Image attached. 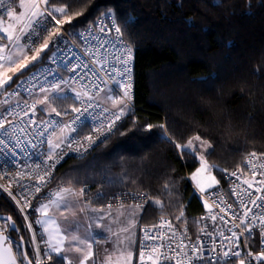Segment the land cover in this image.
I'll list each match as a JSON object with an SVG mask.
<instances>
[{
  "label": "trees",
  "instance_id": "16d2710c",
  "mask_svg": "<svg viewBox=\"0 0 264 264\" xmlns=\"http://www.w3.org/2000/svg\"><path fill=\"white\" fill-rule=\"evenodd\" d=\"M46 6L65 7L73 18L63 24L75 34L112 8L134 52L133 107L91 153L65 158L55 181L84 188L86 200L98 206L120 189L146 192L147 223L168 216L196 233L204 204L190 174L199 160L175 145L195 136L207 140V159L220 168L222 184L223 172L244 169L249 154L264 155V0H48ZM51 52L44 50L7 87L47 62ZM66 95L51 102L58 112L76 107ZM0 213L17 222L34 260L23 217L4 192ZM5 231L18 242L15 231ZM249 246L259 251L257 237ZM49 254L48 264H64Z\"/></svg>",
  "mask_w": 264,
  "mask_h": 264
},
{
  "label": "built area",
  "instance_id": "2783aa9c",
  "mask_svg": "<svg viewBox=\"0 0 264 264\" xmlns=\"http://www.w3.org/2000/svg\"><path fill=\"white\" fill-rule=\"evenodd\" d=\"M15 4L16 0H0V17L6 14L9 6L13 9ZM40 7L41 10L47 8L51 11L46 5L41 4ZM38 19L41 23L20 33H24L25 46L35 49L50 33L59 29L60 35L54 36L49 43L52 50L49 59L22 76L14 85L0 89V120L4 122L0 140L8 146L0 151V192L7 193L17 204L26 207L33 202L50 201L49 198H54L58 189L65 188L63 183L54 179L57 167L65 158L88 155L118 129L125 115H120L123 108L111 107L103 99L112 95L113 100L130 109L135 93L134 52L127 65L131 70L126 73V66L121 62L124 58L122 49L123 45L129 44L123 36V43L116 38L114 27L118 23L115 17V25L113 18L102 15L94 24L76 34L64 24L57 25L47 14ZM102 27L104 32L100 31ZM57 47L60 51L53 62L50 58ZM69 59L71 64H68ZM73 67L75 71L71 70ZM53 82L60 83L61 95L75 97L76 92L82 93L81 98L76 99L75 107L80 111L68 109L56 115L44 109V105L49 103H36L44 96L39 91L40 87L48 88ZM129 84L130 89L127 87ZM83 86H87V96L83 95ZM125 91L129 92L128 97L124 96ZM33 103H36L34 111L30 107ZM89 103L91 107H88ZM117 115H120L119 119L115 118ZM74 120L76 123L72 124ZM52 121L56 125H52ZM65 124L76 131L66 129L67 139L57 151H51L47 141L49 138L54 141L60 134V127ZM53 131L56 133L54 136ZM88 136L94 141L91 145L86 139ZM0 148L3 146L0 145ZM253 172L256 174L253 175ZM41 176L43 181L39 179ZM224 182L198 193L204 210L199 216L200 226L196 233L190 230L188 224L180 225L168 216H159L154 222L141 225L139 252L141 244L147 246L145 251L149 253L153 246H159L162 254L160 264H176L177 260H181L182 264H213L217 260L219 264H239L241 259L245 264H261L263 258L258 257L264 252V228L260 224V218L264 217V199H261L264 197V155L252 157L249 154L244 160V169L224 172ZM133 195L139 198L133 199ZM149 199L146 192L120 189L105 196L104 206H145ZM253 215L256 220H253ZM233 233L236 235L233 236ZM146 234L148 239H145ZM255 237L259 251L249 246V240ZM194 246L202 254L199 258L193 252ZM225 251L229 252L228 257L223 256ZM236 251L241 253L239 257L232 255ZM165 256L170 259H165ZM37 259L41 264H48L46 255ZM145 264H150L147 257Z\"/></svg>",
  "mask_w": 264,
  "mask_h": 264
},
{
  "label": "snow or ice",
  "instance_id": "6c2138e0",
  "mask_svg": "<svg viewBox=\"0 0 264 264\" xmlns=\"http://www.w3.org/2000/svg\"><path fill=\"white\" fill-rule=\"evenodd\" d=\"M41 4L47 5L48 0H19V6L21 9H23V11L21 13L17 14L12 9V7L9 6L6 10V15L10 18H13L15 21H17L21 25V27L19 29L21 32H23L25 28L33 29L34 24L41 23V21L38 18L41 16H45V14H47L48 16H51L52 19H54L56 21L57 25H61V24L66 23V22H71L73 17L69 16L67 14L65 7H56L52 11H48L47 8L41 10V7H40ZM54 13L62 14L63 19H56V16ZM81 14L82 13H79V12L75 13V15H77V16L81 15ZM102 15L113 18V25H115L114 10L112 8H108L106 12L102 13ZM15 30H16V28L12 24H9L7 27H3V22H2V20H0V32H4L7 34V39L10 43L13 41L19 40V37L14 36ZM114 30L117 34L116 38L118 40H120L121 43H123V41H122L123 33L121 31V28L119 26H115ZM100 31L104 32L105 29L102 27L100 29ZM59 35H60L59 29H56L54 32L50 33L49 37L44 40V42L40 45V47L35 49V55L31 56L30 58L25 56L23 61L19 62V63H17L13 59L11 53L7 56L0 54V62L6 61L9 65H11L10 67L7 68V70L0 71V88H3L5 85H8L10 81H12V76L8 75L9 72L18 73L22 69L26 68L29 63H31L32 61H35L40 56L41 52H43L44 50L49 48V43H50V41H52V38L54 36H59ZM14 46L19 47L18 43L15 44ZM6 47H7L6 45L0 47V53H3L6 49ZM59 51H60L59 47H57L56 51H53L52 57L50 58V59H52L53 62H55L57 52H59ZM122 55L124 58L122 59L121 62L126 66L124 68V72H126V73L130 72L131 69L129 67H127V65L129 64V62L133 58L132 47L130 45H123ZM68 64H71L70 59L68 60ZM0 69H4V63H0ZM71 70L75 71V68L73 67ZM61 83H63V81H61ZM83 87L85 89L83 92V95L87 96L88 95L87 86H83ZM127 87L130 89L131 85L129 84ZM39 91L44 94L43 99L38 100L36 102V103H40V104H44L47 102V103H49V106H50L51 102H54L57 99H67L68 98L67 95L61 96L60 83H56V82L51 83L48 88L41 86ZM81 95H82V93L76 92L75 93V99H80ZM124 96L128 97L129 92L125 91ZM109 98L111 99V97H109ZM89 99H91V98L89 97ZM36 103H33L30 106L33 111L36 108ZM113 103H117V101L113 100ZM91 106H92L91 103H89L88 107H91ZM51 111L56 113V115H60V112H58L55 107H52ZM72 111L78 112L80 110L78 108L74 107V108H72ZM85 111H87V109H85ZM25 114H27V113H25ZM122 114H123V111L121 110L120 115H122ZM120 115H117L115 118L119 119ZM50 123L52 125H56L55 121H52ZM75 123H76L75 120L72 121V124H75ZM46 127H47V125H46ZM149 127H151V126H149ZM160 127L163 128L164 126L161 125ZM2 128H4V122L2 120H0V129H2ZM69 128H71V131H76V129L72 128L71 125L65 124L63 127H60V133L63 134L65 132V130L69 129ZM109 128L111 129V125H109ZM52 135L53 136L56 135L55 131H53ZM66 139H67V137L62 135L59 138L58 142L55 144H53V141L51 138H49V140L47 142L50 146V149L59 148L60 144L63 143L64 140H66ZM86 139L88 140L89 145H91L94 142L91 136L86 137ZM194 139L196 141H200L201 146L204 144H207V141H202L200 136H196ZM0 145L3 146V148H0V151H4V149L8 148V146L4 140H0ZM33 147H35V145H33ZM69 147H71L70 144H69ZM175 147L178 149H181L182 154H186V155H195L197 150H198L197 147L194 145V142L192 139H189L187 141V143L183 146L180 145L179 143H177L175 145ZM209 147H210V145H209ZM9 151H11V150L9 149ZM77 151H78V149H77ZM13 155H14V152H13ZM251 156L255 157L256 153H254V152L251 153ZM49 158H51V154H50ZM200 162H201V167L197 169V175H199L201 173H206L210 167L203 155L200 156ZM248 163L251 164V160H249ZM53 167H54V165H53ZM255 174L256 173L253 172V175H255ZM39 179L41 181H43L44 177L41 176V177H39ZM207 180L209 181L208 186H211L212 183H216L214 176H207ZM111 182L112 181L109 179V183H111ZM249 186L251 187V185H249ZM165 188H168L167 184L165 185ZM203 190H204L203 187H201V191H203ZM36 191L39 192L40 188L37 187ZM84 192H85V189L81 188L79 191V195L82 197L84 195ZM76 195H77V193L71 188H60L55 192L54 198L53 197L49 198L50 204L42 205L41 208L38 210L41 211L42 213H44L45 217L48 216L47 209L50 207V205H55V207L57 209L63 208L64 210L71 211V207H70L71 201H69L66 197H68V196L75 197ZM102 198H103V194L98 193L97 199H102ZM138 198L139 197L133 195V199H138ZM261 199H264V197H262ZM154 203L157 205H161V201H159V200L154 201ZM253 203L255 204V201H253ZM108 207L111 208V204H109ZM121 207H123V205H121ZM134 207L139 209V208H141V205L136 204ZM80 211L83 212L84 209L81 208ZM92 211L95 212L96 210L93 209ZM100 211L102 212L103 210L101 209ZM73 215H75L74 212H73ZM108 215H111V214L109 213ZM181 215H183V213H181ZM245 216H247V212H245ZM25 218L27 219V217H25ZM96 219H97L96 226L101 227L100 221L105 219V216L100 215ZM214 219H215V217H213V220ZM256 219H257V217L255 215H253V220H256ZM36 223L42 224L45 226L44 231L48 235L47 245L51 249V252H54L57 256H60V254L64 251V244L66 241H68L70 246H74V251H76L77 253H83L80 264H87V262L92 258V256H93V251H92L93 244L91 242H88L87 238L81 239L78 235H72L70 240H69V237L62 232L59 225L56 224L55 220H53L51 217H48L44 220H37ZM50 223L52 225H55V227H53V228L47 227V225H49ZM260 224H261V227L264 228V217L260 218ZM28 228L31 229V224L28 225ZM5 229L9 230V231H18L19 230L16 226L15 221H12L11 217L5 218L4 228L0 229V264H33L32 260H30L28 258L27 251L21 250V248H22L21 242L23 241V237H21V242H17L15 244L16 253H14L13 247H12V238L10 236L3 235V232ZM78 229H79V225L77 224V230ZM121 231L127 232L128 229H121ZM248 231L250 232L251 229H249ZM235 235H236V233H233V236H235ZM148 238L149 237L146 234L145 239H148ZM33 239H35V237H33ZM125 240H126V238H125ZM125 240H120L118 237L117 240L113 242L114 243L113 252L118 253V255L116 256L115 264H132L133 252L122 247V245L125 243ZM53 241H55V243H53ZM5 244H7L8 246L5 247ZM79 245H86L87 252L86 253L83 252V249ZM146 247L147 246L144 244H141V246H140V248H141V250L139 252L140 264H145L146 257H147V261H150V264H160L162 254L160 253L159 246H153L151 248L150 253L145 251ZM193 252L197 254L198 258L202 255L195 246L193 247ZM36 254H37V256L39 255V247H37V249H36ZM45 255L47 256V258L49 260L52 259L51 254H49L48 252H46ZM228 255H229V252H227V251H225L223 253L224 257H228ZM232 255L239 257L241 255V253L236 251V252H232ZM248 255H251V253H249ZM164 258L170 259V257H167V256H165ZM262 258H264V252H261L259 254V257H258V259H262ZM61 259L68 260V257H66V256L61 257ZM36 264H41L39 259H37ZM68 264H71V262L68 261ZM106 264H112V254H109ZM176 264H182V261L177 260ZM213 264H219V261L218 260L214 261ZM239 264H245V261L243 259H241L239 261Z\"/></svg>",
  "mask_w": 264,
  "mask_h": 264
},
{
  "label": "crops",
  "instance_id": "0c3cea01",
  "mask_svg": "<svg viewBox=\"0 0 264 264\" xmlns=\"http://www.w3.org/2000/svg\"><path fill=\"white\" fill-rule=\"evenodd\" d=\"M8 85H5L0 89H4ZM44 107L46 108V106ZM65 135L66 133H63V136ZM73 190L77 193V195L75 197H66L69 201H71V211L64 210L63 208L57 209L55 205H50V207L47 209L48 216L45 217L44 213L38 209H40V206L42 205L50 204V201H39L35 205L36 219L44 220L48 217H51L53 220H55L56 224L59 225L62 232L69 237V240L72 235H78L81 239L87 238L88 242L93 244L92 260L94 264H100V262H102V256L114 253L113 242L116 241L118 237L120 240H125L126 238L122 247L133 252L132 264H137L139 260L140 227L143 224H149L147 223L145 206H141V208L137 209L134 207V204H126L123 205V207L114 206L107 208L105 206H98L90 203L86 200L84 195L82 197L79 195L80 190ZM81 208L84 209L83 212L80 211ZM93 209L96 211L93 212ZM101 209L103 210L102 212L100 211ZM73 212L75 215H73ZM109 213L111 215H108ZM65 215H68L70 219V223L67 225L64 224V219H62ZM100 215H104L105 219L100 221L101 227H97L96 218ZM77 224L79 225L78 230ZM38 227L40 231V239L43 243H45L44 245L46 246L48 252L56 255L54 252H51V249L47 245L48 235L44 231L45 226L38 224ZM47 227L53 228L55 225L50 223L47 225ZM121 229H128V231L123 232ZM129 235L132 237V243L130 244ZM53 243H55V241H53ZM84 247L82 249L83 252L86 253L87 247ZM109 248H112V253H110L111 249L109 250ZM82 255L83 253H77L74 251V246H70L69 242L66 241L64 244V251L58 257H68V260L62 259L64 264H68V261L72 262L73 264H80Z\"/></svg>",
  "mask_w": 264,
  "mask_h": 264
},
{
  "label": "rangeland",
  "instance_id": "374dc122",
  "mask_svg": "<svg viewBox=\"0 0 264 264\" xmlns=\"http://www.w3.org/2000/svg\"><path fill=\"white\" fill-rule=\"evenodd\" d=\"M17 6H15L13 8V10L19 14L23 11V9L20 8L19 6V1L18 3L16 4ZM0 20H2L3 22V27H7L9 24H12L15 26L16 30L14 32V36L15 37H19V40L18 41H13V42H9L8 39H7V34L4 33V32H0V35L2 36L0 38V47L2 46H7L5 51L3 53H0L2 55H9L10 53L12 54V57L13 59L19 63V62H22L24 57L27 56L28 58H30L31 56L35 55V49L39 48L40 45L43 43H41L37 48L35 49H29L25 46L24 44V33H20L21 31L19 30L21 25L15 21L13 18H10L8 17L6 14L1 16L0 17ZM27 28L24 29V31L26 30ZM20 33V34H18ZM19 45V47H16L14 46L15 44ZM42 53H40V56L35 60V61H32L31 63L28 64V66L24 69H22L20 72L18 73H12V72H9L8 75L12 76V81L15 79V77L17 75H19L20 73H22L23 71H25L26 69H28L30 66H32L34 63H36L37 61H39L40 57L42 56ZM0 63H4V69H0V71L2 70H7L8 67H10L11 65H9L6 61L5 62H0ZM10 81V82H12ZM9 82V83H10ZM72 98H74V100L76 101V106H77V100L75 99L74 96L71 95ZM110 98H106L103 99L105 101V103L111 107H114V108H123V113L126 114L128 112V108L126 107H123L122 103H120L119 101H117V103H113V96L112 95H109ZM44 106H46L45 110L46 111H49V112H52L51 111V108L54 107L52 104L49 106V104H45ZM65 110H68V109H65ZM58 111V110H57ZM64 111V110H63ZM63 134H59L53 141V144L57 143L59 138L62 136ZM196 137V136H195ZM191 138L194 142V145L197 147V157H198V160H199V165L191 172L190 174V179H191V182L193 183L196 191L198 193H204L210 189H213V188H216L221 182H220V177H219V172H220V168L216 165H214L212 162H210L208 159H207V152L208 150L210 149L211 147V144L201 138L202 141H207V144H204L201 146V142L200 141H196L194 138ZM62 145V143L60 144V146ZM210 145V147H209ZM58 148H52L51 151H57ZM203 155L205 160L207 161L208 165L210 166L209 169L207 170L206 173H201L199 175H197V169L201 167V162H200V156ZM224 173V172H223ZM207 176H214L215 177V180H216V183H212L211 186H208L209 184V181L207 180ZM201 187H203V191H201ZM5 193V192H4ZM7 194V193H6ZM8 195V194H7ZM16 203V202H15ZM17 207L20 211V214L21 216L23 217V221H24V224L27 228V236H28V242L30 241V244H31V250H32V256H34V264L36 263L37 261V258L38 256L42 255L44 257L45 253L48 252L46 246L44 245L45 243L42 242V240L40 239V231H39V227H38V223H36L37 219L35 218L34 220L32 219V216L35 215L36 216V211H35V207H34V202L30 204L29 207H26V206H22V205H19L17 204ZM23 207V208H22ZM41 208V206H40ZM27 217V219L25 218ZM64 219V224L67 225L70 223V219H69V216L68 215H65L63 216ZM31 224V229L28 228V225ZM4 225L5 223L2 222L0 220V229H3L4 228ZM6 230V229H5ZM4 230V231H5ZM17 237V236H16ZM33 237H35V239H33ZM129 238H130V241H129V244L132 243V237L129 235ZM81 248H86V245H79ZM37 247H39V255L37 256L36 254V249ZM87 249V248H86ZM111 249V250H110ZM16 250V248H15ZM110 250V253H112V248H109ZM49 253V252H48ZM118 255V253H112V264H115V261H116V256ZM109 255H106V256H102V262H100V264H106L107 262V258H108ZM31 258V257H30ZM93 258V257H92ZM92 258L87 262V264H94ZM46 259H47V256H46ZM71 264H73L71 262Z\"/></svg>",
  "mask_w": 264,
  "mask_h": 264
},
{
  "label": "water",
  "instance_id": "95a60500",
  "mask_svg": "<svg viewBox=\"0 0 264 264\" xmlns=\"http://www.w3.org/2000/svg\"><path fill=\"white\" fill-rule=\"evenodd\" d=\"M7 217H11V218H12V221H15L11 215H8V214H1V213H0V220H1V221H4V222H5V218H7ZM15 223H16L17 228L19 229L18 231H15V232H16V235H17V241H18V242H21V237H23V235H22V233H21V231H20V228H19V226H18V224H17L16 221H15ZM3 235L10 236V237L12 238V236H11L9 233L3 232ZM21 243H22V248H21V250H22V251H27V245H26V241H25V238H24V237H23V241H22ZM7 246H8V245L5 244V247H7ZM12 247H13V251H14V253H16V250H15V247H14L13 243H12ZM27 253H28V251H27ZM28 258H29L30 260H32V259L30 258V256H29V254H28ZM32 262H33V260H32ZM33 264H34V262H33Z\"/></svg>",
  "mask_w": 264,
  "mask_h": 264
},
{
  "label": "flooded vegetation",
  "instance_id": "af4514ba",
  "mask_svg": "<svg viewBox=\"0 0 264 264\" xmlns=\"http://www.w3.org/2000/svg\"><path fill=\"white\" fill-rule=\"evenodd\" d=\"M4 232H6V231H4ZM6 233H8V232H6ZM10 234V233H9ZM16 240H17V238H16ZM15 240L13 239V237H12V243H13V245L15 246V242H14Z\"/></svg>",
  "mask_w": 264,
  "mask_h": 264
},
{
  "label": "bare ground",
  "instance_id": "6f19581e",
  "mask_svg": "<svg viewBox=\"0 0 264 264\" xmlns=\"http://www.w3.org/2000/svg\"><path fill=\"white\" fill-rule=\"evenodd\" d=\"M56 137H57V136H56ZM34 203H35V204H34V207H35V205H36L37 202H34ZM103 206H104V205H103Z\"/></svg>",
  "mask_w": 264,
  "mask_h": 264
}]
</instances>
